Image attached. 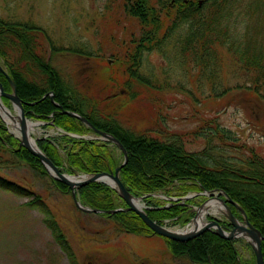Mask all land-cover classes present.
Returning a JSON list of instances; mask_svg holds the SVG:
<instances>
[{
	"label": "trees",
	"instance_id": "16d2710c",
	"mask_svg": "<svg viewBox=\"0 0 264 264\" xmlns=\"http://www.w3.org/2000/svg\"><path fill=\"white\" fill-rule=\"evenodd\" d=\"M202 1L199 4V0H122L120 7L136 22L139 34L125 32L119 41L111 44L112 63L103 57L104 54L94 56L93 59L104 69L97 70V75L90 82L83 81L82 85L79 82L85 80L83 72L79 74L78 82L67 83L58 69L44 57V42L49 45L50 37L45 28L32 22L0 18V64L15 81L17 93L24 103L38 101L32 106H24L27 117L52 120V125L67 133H91V129L78 118L62 113L63 108L83 115L95 128L115 136L127 152V161L120 170V178L134 196L157 191L170 195L176 186L179 193L221 190L243 208L248 220L264 236V156L251 147L243 149V145H240L243 153L237 158L229 159L223 155L222 144L231 146L236 136L213 119L206 120L192 132L194 137H203L207 143L202 151L187 150L180 134L165 133L159 127L155 132L149 128L135 132L123 123V116L132 115L130 111L137 95H148L144 92L159 88L157 83L138 71L141 55L161 48L180 27L185 28L182 37L180 35L177 38L182 58L197 69V79L201 80L202 73L206 69L210 70L208 79L214 85L212 79L216 66L223 59H230L251 73L247 95L264 105V40L261 39L264 38V29L257 30L254 27L252 30V26H245L242 32L237 33L230 28V22L226 19H229L231 9L236 7V0ZM250 1V6L255 3L264 11V0ZM262 11L261 15H264ZM249 36L257 39V43L252 38L250 40ZM73 52L79 58H88L80 54L82 49ZM29 67L40 72L43 86L22 81L24 72L32 71ZM0 82L4 90L8 91V82L1 71ZM49 92L53 93L52 99L49 96L41 99L43 94ZM149 100L153 101L150 97ZM107 101L114 104H108ZM54 102L61 108L55 106ZM37 145L56 166L62 167L66 161L68 166L62 169L67 172L72 167L78 172L94 174L113 170L120 164L113 150L115 146L99 139L59 134L37 139ZM0 147L39 174L47 176L50 183L61 192H69L66 185L47 174L37 157L25 148L14 149L17 148V140L6 134L1 125ZM242 154L246 155L242 157ZM0 189L27 197L25 205L43 214V222L51 230L54 240L72 256L68 258L71 264H76L66 236L41 195L2 175ZM76 192L80 202L91 208L112 210L118 207L115 202L118 196L106 184L91 182ZM143 202L151 207L146 210L147 215L159 224L165 220L178 224L179 218L188 222L193 216L187 213L189 209L186 204L174 203L166 208H157L163 204L151 196L143 198ZM187 202L190 204L192 200ZM230 208L240 218L238 209L232 205ZM99 215L110 217L119 231L151 235L148 227L132 211ZM160 238L164 240L170 256L182 257L194 264H244L235 247L236 239H224L212 231H204L185 242ZM262 255L264 262V240Z\"/></svg>",
	"mask_w": 264,
	"mask_h": 264
},
{
	"label": "rangeland",
	"instance_id": "374dc122",
	"mask_svg": "<svg viewBox=\"0 0 264 264\" xmlns=\"http://www.w3.org/2000/svg\"><path fill=\"white\" fill-rule=\"evenodd\" d=\"M121 1L0 0V18L28 21L45 28L51 42L49 45L44 42V57L58 69L67 83L78 82L81 76L79 74L83 72L85 80L79 82V85H82L83 81L90 82L97 75V70L104 69L93 59L94 56L104 54L103 57L112 60L111 44L119 41L125 32L139 34L136 22L121 9ZM199 2L202 4L203 1ZM236 3V7L231 9L229 19H226L230 22V28L235 29L237 33L242 32L245 26H252V30L254 27L257 30L264 29V15H261L263 8L260 5L259 8L255 3L250 6V0H236ZM184 30V27L176 29L161 48L141 55L138 71L157 83L159 88L145 91L148 95L135 96L137 99L130 111L132 115L123 116V123L135 132L145 128L155 132L159 127L162 132L180 134L187 150L202 151L207 143L203 137H194L192 132L206 120L213 119L220 127L230 130L236 136L231 146L222 144L223 155L229 159L237 158L243 153L240 148V145H243V149L248 150L251 147L264 156V105L247 95L251 73L225 58L219 62L218 67L216 66L215 77L212 79L214 85L208 79L210 70L206 69L202 73L204 75H201V80L197 79V69L182 58L180 43L177 42ZM249 37L257 43V39ZM261 39L264 40L263 37ZM77 49H82L80 54L88 58H79L73 52H77ZM2 69L7 73L4 66ZM0 71L6 77L4 72ZM39 74V71L33 69L29 73L24 72L22 81H31L43 86ZM8 86V91L3 89L5 92H10L9 82ZM18 97L21 99L19 95ZM42 97L41 99H44ZM149 97L153 101H148ZM0 101L17 119L9 99L0 96ZM21 102L24 110L25 105L32 106L38 101L29 102L31 105L24 103L22 99ZM29 120L39 123L30 131L35 140L56 137L60 132L67 133L39 117ZM0 125L18 144L20 131L19 136L15 135L1 114ZM68 134L80 138L92 136L93 139L98 136L94 133ZM216 142L220 144L218 140ZM233 145L239 148H234ZM14 149L18 150L20 147ZM113 150L116 158L121 161L122 156L118 149L113 147ZM243 155L246 154H242V157ZM66 165L65 161L64 166ZM64 166L59 167L60 170L68 173L62 169ZM0 175L41 195L66 236L76 264H194L185 258L170 256L164 240L156 234L143 236L119 231L110 217L79 210L70 192H61L50 183L47 176L18 161L9 151H2L1 147ZM177 187L173 188L174 192L170 195H165L162 191L151 193V197L163 204L157 208H166L174 203L186 204L188 209H192L187 213L195 214L194 209L208 198L194 191L179 193ZM188 200L192 202L189 204ZM27 201V197H19L0 189V264H71L68 258L72 256L56 243L51 230L43 222V214L38 209L28 208L25 205ZM115 202L117 208L126 207L120 198H115ZM140 202L147 206L143 201ZM211 214L225 220L221 213ZM208 216L210 215L206 213L205 221ZM178 220V224L168 220L165 222L172 229H183L190 222L181 221L180 218ZM235 247L244 264H254L252 249L245 238H237Z\"/></svg>",
	"mask_w": 264,
	"mask_h": 264
},
{
	"label": "water",
	"instance_id": "95a60500",
	"mask_svg": "<svg viewBox=\"0 0 264 264\" xmlns=\"http://www.w3.org/2000/svg\"><path fill=\"white\" fill-rule=\"evenodd\" d=\"M200 3V2H199ZM0 69L3 71V69L0 66ZM9 85L11 87L10 92H5L3 90V86L0 82V96L4 98H8L9 101L12 103L14 106V110L16 111V118L17 121L19 122V131L21 137L18 138V146L23 147L27 149L33 156L37 157L41 164L44 166L45 170L47 173L55 180L63 183L68 187L70 190L72 199L74 201V204L78 209L84 212H93V213H104V212H115V211H133L136 215L139 216V218L143 221V223L152 231L153 234L162 236L166 239L173 240L176 242H185L188 240H191L198 235L202 234L204 231H212L216 235H218L221 238L224 239H232V238H239L243 237L246 239V241L249 243L253 255H254V260L255 264H264L263 262V255H262V241L264 240V236L262 233L253 226V224L248 220L247 215L243 208H241L235 201H233L226 193L223 191H208V190H203L202 192H199L201 195H209V198L205 200L201 205H199L197 208H195V214L191 219V222L196 218L197 216V210L202 208L209 202L210 200H217L221 204V211L220 213L224 216L226 222L228 225H223L220 223V220L215 217L214 215H210V218H207L206 221L203 223V225L196 227L191 230H187L188 224L183 228V229H172L171 227H167L166 225H161L159 223H156L153 221L147 213L145 212L146 207L142 204L140 206H135L131 203V198L135 199H142L143 196L140 197H134L127 191V189L124 187L123 183L120 180L119 173L122 168V166L125 164L127 161V152L121 142L113 135L108 134L104 131H101L99 129H96L85 117L82 115L63 109L61 110L62 113L68 114L70 116L76 117L79 120L83 121L89 128H91L92 132L97 136V138L108 141L110 143H113L114 145L117 146V148L122 152L123 156V162L116 166L114 170L109 169V171H103V172H98L94 174H79L76 170L71 168L70 170L72 171V174L68 173H63L61 170L53 164V162L47 157L46 154H44L40 148L38 147L36 140L31 141L28 138L27 135V128H26V123L28 119L26 118L22 106L21 99L18 97L17 90L15 83L8 74L3 71ZM50 96V98H53V93H47L43 95L42 98L46 96ZM27 104H32V103H27ZM0 106H3V103L0 101ZM56 106H59L56 103ZM7 116L11 120H15L14 115L11 114V112H7ZM77 136V135H75ZM91 182H101L106 184L107 186L111 187L114 189L117 194L123 199V201L126 204L125 208H117L115 210H101L98 208H90L88 206H83L79 200L78 197L75 193L76 189L79 187L86 185ZM188 197H185V199ZM229 205H232L236 207L239 212H240V218H237L233 213Z\"/></svg>",
	"mask_w": 264,
	"mask_h": 264
},
{
	"label": "bare ground",
	"instance_id": "6f19581e",
	"mask_svg": "<svg viewBox=\"0 0 264 264\" xmlns=\"http://www.w3.org/2000/svg\"><path fill=\"white\" fill-rule=\"evenodd\" d=\"M9 77H10V79H12L11 76H9ZM6 80H7V78H6ZM8 111L9 110H7V108L5 106L4 107L0 106V114L7 121L8 125L10 127V130L15 135L19 136V126H20V124L17 121V119L11 120L7 116V112ZM37 125H39V123L38 122H34V121H27V123H26L27 135H28V138L31 141H34V138H32V136L30 135V131L34 130V127L37 126ZM131 203L133 205H135V206H140V204H141L139 199H133V198H131ZM197 211L198 212H197L196 218L186 227L187 230H191V229H194L196 227H199V226L203 225V223L205 222L204 218H205L206 213H217V214H219L220 211H221V204L217 200H210L209 202H207V204L205 206H203L202 208L198 209Z\"/></svg>",
	"mask_w": 264,
	"mask_h": 264
},
{
	"label": "flooded vegetation",
	"instance_id": "af4514ba",
	"mask_svg": "<svg viewBox=\"0 0 264 264\" xmlns=\"http://www.w3.org/2000/svg\"><path fill=\"white\" fill-rule=\"evenodd\" d=\"M189 210H190V209H189ZM225 224H227V223H225ZM225 224H224V225H225Z\"/></svg>",
	"mask_w": 264,
	"mask_h": 264
}]
</instances>
